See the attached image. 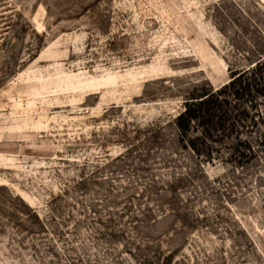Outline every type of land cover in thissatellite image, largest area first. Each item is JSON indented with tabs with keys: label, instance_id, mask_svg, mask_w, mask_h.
Segmentation results:
<instances>
[{
	"label": "rangeland",
	"instance_id": "rangeland-1",
	"mask_svg": "<svg viewBox=\"0 0 264 264\" xmlns=\"http://www.w3.org/2000/svg\"><path fill=\"white\" fill-rule=\"evenodd\" d=\"M260 56L264 0H0V264H264V129L173 124Z\"/></svg>",
	"mask_w": 264,
	"mask_h": 264
},
{
	"label": "trees",
	"instance_id": "trees-1",
	"mask_svg": "<svg viewBox=\"0 0 264 264\" xmlns=\"http://www.w3.org/2000/svg\"><path fill=\"white\" fill-rule=\"evenodd\" d=\"M180 149L195 159L213 161L212 144L223 139H236L233 157L249 162L255 151L245 140L264 129V56L249 66L232 70L227 82L218 89L190 95L183 110L173 121ZM176 178L162 190L160 202L178 193ZM167 196V197H166Z\"/></svg>",
	"mask_w": 264,
	"mask_h": 264
}]
</instances>
